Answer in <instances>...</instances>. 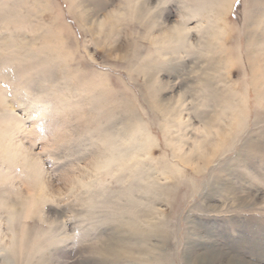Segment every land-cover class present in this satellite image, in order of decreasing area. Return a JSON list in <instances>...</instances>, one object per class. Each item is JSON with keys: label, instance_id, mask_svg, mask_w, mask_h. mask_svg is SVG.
<instances>
[{"label": "rangeland", "instance_id": "obj_1", "mask_svg": "<svg viewBox=\"0 0 264 264\" xmlns=\"http://www.w3.org/2000/svg\"><path fill=\"white\" fill-rule=\"evenodd\" d=\"M220 1L0 0V264H264V0Z\"/></svg>", "mask_w": 264, "mask_h": 264}, {"label": "bare ground", "instance_id": "obj_2", "mask_svg": "<svg viewBox=\"0 0 264 264\" xmlns=\"http://www.w3.org/2000/svg\"><path fill=\"white\" fill-rule=\"evenodd\" d=\"M72 1V0H71ZM75 1V0H74ZM96 1H98V0H96ZM100 1V0H99ZM167 1H169V0H164V4L165 3H167ZM204 1V0H203ZM216 1H218V3L220 2L221 3V1L220 0H216ZM215 3H217V2H215ZM72 5V4H71ZM72 7V6H71ZM201 9V8H200ZM69 10V9H68ZM75 12V11H74ZM114 21V20H113ZM110 26V25H109ZM102 27H104L103 25H102ZM113 27V26H112ZM60 30V29H59ZM173 33H174V35H172V36H174V38H172L173 40H172V42H176V44L177 45H179V46H181V47H183V46H185V44H186V42H187V38H188V34L190 33V29H189V27H187L186 25H185V27L183 28V29H180V28H174L173 29ZM160 51V50H159ZM158 51V52H159ZM144 61H147L146 59L144 60ZM14 62H15V60H14ZM43 67H46V65H44ZM249 67V66H248ZM42 68V67H41ZM252 68H255L254 67V64L252 63ZM44 69H46V68H44ZM132 80V79H131ZM257 84V83H256ZM152 87V86H151ZM148 88V87H147ZM152 89H153V87H152ZM150 90V88H149V91H151V93L153 92V90ZM150 92H149V96H154L153 94H151ZM148 97V96H147ZM146 97V98H147ZM0 106H3V109L7 112V110L5 109V99L4 98H2V97H0ZM7 107V106H6ZM12 111V110H11ZM13 114V113H12ZM8 116V115H7ZM13 120H14V122H17V124H18V126H20L19 125V123H18V121H17V119L16 118H14V117H11ZM5 119V118H4ZM10 123H11V121H10ZM242 124V123H241ZM135 134V133H134ZM139 135H141V134H139ZM136 136V135H135ZM128 138V137H127ZM132 139V138H131ZM135 139H136V137H135ZM149 139H150V137H149ZM127 140H129V139H127ZM123 141V140H122ZM132 141H133V139H132ZM131 141V142H132ZM148 141V140H147ZM137 142V141H136ZM133 143V142H132ZM134 143H135V141H134ZM134 143H133V145H134ZM150 144V143H149ZM132 145V146H133ZM136 145H137V143H136ZM141 145V144H140ZM109 146H112L111 147V149H110V147ZM107 152H110L111 151V154H112V151H114L115 150V153H116V150H118V154H113L112 155V157H113V160L115 161V160H119V163H122V162H128V161H130L131 160V158H132V160L134 159V158H137V157H135V156H137V153H136V151L135 152H133V153H131L130 151H127V150H123V148H122V143L121 142H118L117 140H114L113 142H109L108 144H107ZM134 147V146H133ZM133 147H132V149H133ZM134 148H136V147H134ZM125 149V148H124ZM146 149V148H145ZM140 150V149H139ZM134 157V158H133ZM185 158L184 157H182L181 158V162L183 163L185 160H184ZM135 160V159H134ZM31 160H27V164L32 168V163L30 162ZM138 161V160H137ZM33 162H35V161H33ZM137 163V162H136ZM38 164V163H37ZM140 164V163H139ZM35 166V165H34ZM33 166V167H34ZM39 166V165H38ZM170 173H171V175H173V177H176L179 173H177V170H174V169H171V171H170ZM3 206V205H2ZM13 219H14V216H13Z\"/></svg>", "mask_w": 264, "mask_h": 264}]
</instances>
